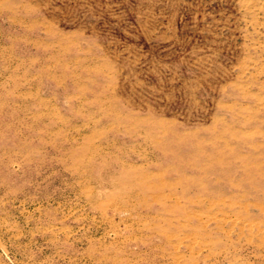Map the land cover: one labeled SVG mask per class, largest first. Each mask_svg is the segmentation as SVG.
Wrapping results in <instances>:
<instances>
[{"label":"rangeland","instance_id":"obj_1","mask_svg":"<svg viewBox=\"0 0 264 264\" xmlns=\"http://www.w3.org/2000/svg\"><path fill=\"white\" fill-rule=\"evenodd\" d=\"M0 264H264V0H0Z\"/></svg>","mask_w":264,"mask_h":264},{"label":"bare ground","instance_id":"obj_2","mask_svg":"<svg viewBox=\"0 0 264 264\" xmlns=\"http://www.w3.org/2000/svg\"><path fill=\"white\" fill-rule=\"evenodd\" d=\"M16 8V7H15ZM30 11V10H29ZM15 15V14H14ZM11 19V18H10ZM12 22H13V20H12ZM16 23V22H15ZM20 23V22H19ZM21 25H23V24H21ZM33 25V24H32ZM35 26V25H34ZM30 27H31V25H30ZM32 28V27H31ZM52 30V29H51ZM51 33V32H50ZM57 42V41H56ZM42 45V44H41ZM34 46V45H33ZM63 47V46H62ZM47 73H48V71H47ZM51 74V73H50ZM66 74V73H65ZM38 76V75H37ZM36 76V77H37ZM62 76H64V75H62ZM68 76V75H67ZM67 76H64L65 78L67 77ZM42 76L40 75V78H41ZM49 77V76H48ZM39 78V77H38ZM51 78V77H50ZM48 79V78H47ZM30 81V80H29ZM28 80H27V82H29ZM24 83H26V81L24 82ZM32 83V82H31ZM30 84V83H29ZM28 84V85H29ZM25 86H26V84H25ZM33 88V87H32ZM35 88V87H34ZM25 89V88H24ZM38 89V88H37ZM30 90V89H29ZM26 91V90H25ZM40 91V90H39ZM31 92H32V90H31ZM36 92V91H35ZM25 93V92H24ZM29 93V92H28ZM37 93H38V91H37ZM30 94V93H29ZM28 94V95H29ZM34 94V93H33ZM25 96V95H24ZM20 97V96H19ZM28 97V96H27ZM35 97V96H34ZM40 97V96H39ZM36 98V97H35ZM38 98V97H37ZM29 99V98H28ZM31 99V98H30ZM25 100V99H24ZM111 100V99H110ZM30 101V100H29ZM36 101V100H35ZM46 101V100H45ZM39 103V102H38ZM135 117V116H134ZM157 143V142H156ZM149 160V159H148ZM219 162H220V160H219ZM123 166V165H122ZM167 182V181H166ZM200 183V182H199ZM92 194V193H91ZM87 196V195H86ZM171 199V198H170ZM176 200V199H175ZM263 206V205H262ZM262 206H261V208H262ZM149 211V210H148ZM195 211V210H194ZM201 212V211H200ZM155 218V217H154ZM199 218V217H198ZM94 219V218H93ZM116 228V227H115ZM263 245V244H262ZM261 245V246H262ZM200 247V246H199ZM261 248V247H260ZM177 255V254H176ZM165 256V255H164Z\"/></svg>","mask_w":264,"mask_h":264}]
</instances>
